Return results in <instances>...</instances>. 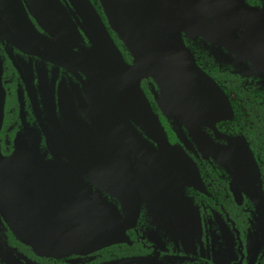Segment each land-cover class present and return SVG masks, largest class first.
<instances>
[{"label":"flooded vegetation","instance_id":"flooded-vegetation-1","mask_svg":"<svg viewBox=\"0 0 264 264\" xmlns=\"http://www.w3.org/2000/svg\"><path fill=\"white\" fill-rule=\"evenodd\" d=\"M87 1L130 64L98 0ZM73 2L0 0V154H36L38 163L21 166L44 184H62L95 233L117 238L91 251L44 255L17 239L0 212V264H264V71L213 40L182 34L196 67L223 93L226 112L217 119L197 94L194 111L159 106L154 81L142 79L173 149L161 152L139 123L146 118L102 107L91 95L79 59L89 44Z\"/></svg>","mask_w":264,"mask_h":264},{"label":"water","instance_id":"water-1","mask_svg":"<svg viewBox=\"0 0 264 264\" xmlns=\"http://www.w3.org/2000/svg\"><path fill=\"white\" fill-rule=\"evenodd\" d=\"M77 1L73 6L89 44L79 55L80 68L89 78L91 95L105 102L102 107L109 103L146 118L139 123L151 128L161 152L170 154L173 149L151 115L139 86L142 79L154 81L159 106L169 101L175 108L194 111L197 94L202 105H211L217 119L226 112L223 93L196 67L181 42L182 34L213 40L250 61L256 71H264V3L257 9L242 0H98L106 27L132 59L126 64L89 2ZM2 105L0 84V124ZM35 163L38 156L33 152L0 154V208L14 236L35 252L51 256L114 242L117 236L94 232V221L66 187L59 182L44 184L36 171L21 166Z\"/></svg>","mask_w":264,"mask_h":264},{"label":"rangeland","instance_id":"rangeland-1","mask_svg":"<svg viewBox=\"0 0 264 264\" xmlns=\"http://www.w3.org/2000/svg\"><path fill=\"white\" fill-rule=\"evenodd\" d=\"M0 212L1 213H3V211L1 210V208H0ZM7 219V218H6ZM7 222H8V219H7ZM9 223V222H8ZM75 251V253H78V252H84L85 250H74ZM65 252H67V251H65Z\"/></svg>","mask_w":264,"mask_h":264},{"label":"trees","instance_id":"trees-1","mask_svg":"<svg viewBox=\"0 0 264 264\" xmlns=\"http://www.w3.org/2000/svg\"><path fill=\"white\" fill-rule=\"evenodd\" d=\"M115 37V36H114Z\"/></svg>","mask_w":264,"mask_h":264}]
</instances>
